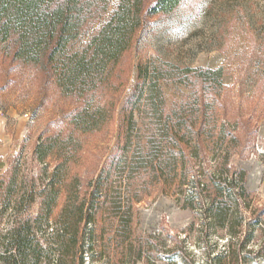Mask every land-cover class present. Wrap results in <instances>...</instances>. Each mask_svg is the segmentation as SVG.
Instances as JSON below:
<instances>
[{
    "label": "rangeland",
    "instance_id": "obj_1",
    "mask_svg": "<svg viewBox=\"0 0 264 264\" xmlns=\"http://www.w3.org/2000/svg\"><path fill=\"white\" fill-rule=\"evenodd\" d=\"M119 2L109 1L108 10L76 40V48L88 45ZM11 49L0 40V177L7 184L16 165L18 195H24L23 207L28 206L33 184L47 186L58 163L52 158L46 168L38 160V142L51 137L66 150L69 162L60 174L50 231L60 226L63 205L86 200L85 215L91 213L90 196L99 174H104L99 191L108 202L128 192L125 181L106 176L121 155L120 112L137 83L139 63L160 59L183 67L223 69V85L213 101L219 117L207 132L214 135L213 144L190 159V182L180 187L178 179L172 186L147 180L138 188L134 183L133 193L139 189L141 201L134 204L129 227L116 231L109 203L95 221L88 216L80 224L81 251L75 264H264V0H183L170 14L147 17L113 69L114 88L96 94L97 103L114 99L116 106L112 119L96 131L77 128L71 120L84 99L65 95L46 70L17 59ZM162 86L170 105L191 94V86L179 80L162 81ZM226 159L223 167L246 171L249 192L248 198L230 203L227 221L235 233L231 246L229 228L217 226L209 197L194 182H214ZM193 191L198 193L192 203L188 197ZM35 196L24 219L41 212L40 190ZM13 219L10 209L0 230ZM41 255L29 264H59L57 252Z\"/></svg>",
    "mask_w": 264,
    "mask_h": 264
},
{
    "label": "trees",
    "instance_id": "obj_2",
    "mask_svg": "<svg viewBox=\"0 0 264 264\" xmlns=\"http://www.w3.org/2000/svg\"><path fill=\"white\" fill-rule=\"evenodd\" d=\"M109 1L0 0V40L12 46L11 53L17 59L46 70L65 95L84 99L83 107L71 115L73 124L84 131L100 130L112 119L114 99L97 103L96 94L114 88L113 69L130 48L145 19L170 14L183 0H154L149 5L148 0H120L113 15L88 45L76 48V40L108 10ZM137 68V83L120 112L124 133L121 155L106 176L109 180L112 177L125 181L126 195L108 202L107 195L104 197L99 191L104 179V174H99L90 196L91 213L85 215L86 200L63 205L60 226H53L50 231V216L63 180L60 174L67 170L69 155L51 137L39 141L35 147L38 160L46 168L52 158L58 163L48 175L47 186L41 189L33 184L28 206L23 207L24 195H18L16 165L7 184L0 177V221L10 209L14 216L13 224L0 230V264H29L31 260L36 263L41 254L50 252L58 253L59 264H75L81 251L80 224L88 221V216L89 221H95V215L109 203L107 208L116 231L129 227L134 204L141 201L139 189L133 193L134 183L138 188L147 184V180L153 185L172 186L178 179L180 187L190 182V159L213 144L214 135L207 136V132L216 126L219 117L213 101L223 85V69L183 67L160 59L139 63ZM172 79L191 86V94L170 105L162 81ZM227 163L228 159L220 163L214 182L202 179L194 182L209 197L210 212L217 226L229 228L231 246L235 233L227 221L230 203L248 198L249 192L245 186L246 171L223 167ZM37 190L42 195L41 212L33 219L32 216L24 219L23 212L30 213L29 206L33 205ZM197 193L193 191L188 197L192 203ZM136 258L140 259V255ZM71 259L74 263H70Z\"/></svg>",
    "mask_w": 264,
    "mask_h": 264
}]
</instances>
